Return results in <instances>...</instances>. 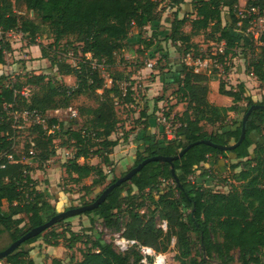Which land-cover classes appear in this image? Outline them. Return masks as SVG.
<instances>
[{
    "label": "trees",
    "instance_id": "1",
    "mask_svg": "<svg viewBox=\"0 0 264 264\" xmlns=\"http://www.w3.org/2000/svg\"><path fill=\"white\" fill-rule=\"evenodd\" d=\"M238 2L191 0V12L183 17L176 13L172 19L166 18L161 23L158 14L161 0H0V64L6 62L5 54L12 50L6 36L9 31H21L34 41L44 30L43 23L54 37L52 45L58 46L65 37L74 36L81 44L83 55L75 65L60 57H53L50 62L51 68H55L60 75H74L76 87L52 80L47 73L31 74L27 81L39 90L29 96L22 92L23 85L18 82L6 83L7 76L0 69V251L56 212V206L47 193L37 189L36 181L25 173L31 168L16 150L18 121L23 123V120H15L14 112L27 110L46 114L71 105L70 100L75 94L103 90L101 101L91 108L90 118L86 117L88 108L80 106L77 108L78 115L67 127L58 117L52 116L45 118L44 124L31 123L28 128L33 135L36 152L32 161H46L54 156L55 141L61 134H66L74 142L76 153L63 166L67 176L75 182L96 173L97 178L92 184L82 186L85 193L90 194L93 186L103 185L106 174L102 167L89 163V159L92 155H99L108 161L107 154L103 156L104 151L107 153L108 149L119 144L118 139L111 138L119 124L116 99L129 103L134 101L132 84L126 87V92L122 86L120 88L115 84L107 87L106 79L93 61L114 63L129 34L141 32L152 23L165 26L167 39L185 44V54L191 52L196 56L198 52L191 42L192 37L209 30V39L226 42L221 58L225 63V72H228V60L224 59L228 54H235L239 49L245 53L252 51L249 72L264 83V34L263 43L256 50L254 41L243 34L247 22L242 28L236 26L235 6ZM247 4L264 9V0H247ZM225 7L229 9L228 24H224L222 19ZM23 9L37 13L42 24L23 18L18 12ZM41 53L42 57H49L44 47ZM150 55L154 57V52ZM163 57L167 58V55ZM160 71L162 74L167 72L170 79L164 83L163 89L176 85L177 97L185 103L182 114L175 116L182 125L178 128L176 139L157 138L150 133V126L162 107L149 113L148 108L142 105L136 121L140 126L138 129H144V136L137 147L133 166L155 155L175 156L187 144L201 139L220 145L235 144L240 139L246 112L254 104L264 105V95L261 100L256 99L242 82L229 89L224 82H220L219 92L231 97L232 105L219 106L210 102V81L220 75L216 68L209 72H196L182 63L177 70ZM160 100H163L162 96L156 98V101ZM242 101L247 102L245 108L240 105ZM233 111L237 116L230 118ZM171 113L167 111V114ZM203 122L213 127L210 132L203 129ZM54 125H59V129L53 131ZM93 147L96 149L93 150ZM231 154L234 155V162L228 159ZM220 159L226 160L225 169L232 173L233 181L238 185L233 183L228 192H221L200 185L198 179L192 182L191 177L200 169H203L202 177L214 180L215 170L208 164H217ZM173 163L174 173L172 162H148L130 180L115 187L101 204L85 214L100 217L106 226L122 230L124 237L136 239L157 252L166 251L175 237L174 261L167 260L166 264H212L209 261L212 257L220 259L221 264H232L236 249L241 264H264L261 256L264 249V109L252 110L246 122L245 138L234 149L222 150L199 143ZM170 181L173 185L168 190L161 186ZM4 201L8 203L7 210L2 208ZM25 217L29 224L27 228L22 226ZM124 217L126 220L123 222ZM157 217L167 222L166 230L158 226ZM42 233L26 240L0 261L4 260L5 264H37L30 257L32 248L24 250L23 247L37 241ZM45 235L43 241L53 246L59 245V238L64 236L54 230ZM193 235H198L201 242L203 252L200 260L192 253ZM65 240L68 241L67 248L71 249L81 240V235L71 230ZM141 259L142 254L136 247L121 253L112 243L97 236L91 248L83 253V258L70 264H145ZM53 264H62V261L55 258ZM147 264H153L152 258Z\"/></svg>",
    "mask_w": 264,
    "mask_h": 264
},
{
    "label": "rangeland",
    "instance_id": "2",
    "mask_svg": "<svg viewBox=\"0 0 264 264\" xmlns=\"http://www.w3.org/2000/svg\"><path fill=\"white\" fill-rule=\"evenodd\" d=\"M187 1L190 2L191 0ZM244 2H247V0H239L237 5L243 6V4H245ZM164 4H166V7L169 4V1L164 2ZM163 6L164 5H162V7H160L158 10L160 18L164 12L165 7ZM18 12L23 18L34 19L39 24H42L41 17L34 11L23 9L22 11ZM175 13V11L169 10L163 16H167V18L172 19ZM186 14H188V12H186ZM222 19L226 24L230 23L229 9L226 7L222 10ZM42 26L44 28L43 32L37 35L34 41L31 36L18 30H14L18 31L17 34L12 36L8 35L7 38L12 46V50L6 52V62L0 66L1 72L7 76L6 83L14 84L15 82H18L19 84L23 85L21 90L26 96L38 92L39 90L37 86L28 83L27 78L31 74L47 73V76H49L52 80H56L59 83L72 87L77 86V80L74 75H60L55 70V68H51L50 62L53 57H60L61 59L75 65L83 56L81 44L76 41L74 36H68L61 40L58 46L52 45L54 42L52 33L47 27L44 26V23ZM148 26V28L146 26V28H144L141 32H135V39H130V37L132 38V34L134 32L129 34V38L123 41V48L117 52L116 61H114V63L110 64L103 61H93V65H95L100 70L101 75L106 79L107 87H111L113 84H115L121 88L122 83H127V86L132 84L134 101L129 103L123 101V99H116V109L119 124L111 138L118 139L119 144L108 149L107 153L104 151L103 156L107 154L106 156H108V161H105L104 157L99 155H92L89 159L88 162L91 164L94 159L95 163L93 164L102 167L104 173L106 174V180L104 181L103 185L93 186L90 194H86L82 186L84 184H92L97 178L96 173H92L89 177L82 179L80 182H75L71 177L67 176L63 166V158L60 157L55 159V156H58L56 148L55 155L50 157L48 160L32 161V159L36 157V152L34 150L32 141L33 135H31L28 130L32 123V118L30 116L26 117V115L22 118V114H24L23 112H14L15 120H23V123H19L18 121L19 126L16 136L18 144L16 146V150L23 156V161L29 166V168H31L29 174L31 175V172L33 173L32 176H34V180L36 181V188L39 189L38 187H42L49 191L48 198L52 204L56 206L55 214L66 211L70 208L84 205L87 202L91 203L93 199L113 181L114 178L121 177L123 172L129 171L134 165L136 150L138 149V141L135 142L133 138L138 133V130H140L138 129L140 126L136 120L139 118V110L142 107V104L147 100V83L153 81L155 76L151 71L156 70L159 72L160 69L168 70L174 66H180L182 63H184V59L187 54H185V44L179 41L173 42L167 39L168 31L165 30V26L161 25V27H159L157 30H155L154 27L150 25ZM154 32H156V35H154ZM209 32V30L202 31L200 34L194 35L192 37L191 42L194 46H196L195 49L197 50L198 55L203 51L210 53L213 48H218L220 45L219 42L209 39ZM42 47H44L46 52L49 54V57H45L48 59V61L36 63V67H32L34 61L38 59L37 49L39 48L40 54H42ZM69 50L72 52L71 56L67 55ZM240 51L241 49H239L235 54L231 52V54H228L226 57L227 59H224L225 61L228 60L226 63L228 68L227 74H237L235 69L237 67H242L243 65L247 73H249V63L253 57L252 51H247V53L243 51L240 53ZM152 52H154V57H151L150 55ZM164 54L167 55V58L163 57ZM135 61L137 62L135 63ZM149 61L154 62V66L152 68L147 66ZM224 64L223 68L225 66ZM140 67H146L148 70L145 74L141 72L137 75V77L133 78V72ZM145 80H148V82L146 83ZM241 80V77H238L237 75H233L232 77L227 75L221 79L228 89L231 87H237V85L241 83ZM246 86L248 87L251 96L257 95L258 97H261L264 94V83L261 81H258L257 83H249ZM176 88V85L167 86L165 89L159 90L157 97L153 98L154 104L156 98L162 96L164 102L162 108H164L166 111L169 110L170 112L175 113L176 115L172 114L174 117L181 115L185 109V103L180 101L177 97ZM102 92V89H98L96 91L87 90L81 94H75L70 100L71 105L59 108L56 113H51L48 111L43 115V117L48 118L56 116L62 122H64L65 127H67L72 120V117L67 109L69 107L79 108L80 106H85L88 108L86 117L90 118L92 116L91 108L99 104L102 99ZM241 104L246 106L247 102L242 101ZM236 116V112H230V118H234ZM202 126L203 129L208 132H210L213 128L207 122H203ZM155 130L158 131V129ZM138 135L139 137L137 136V138H141L142 135ZM73 143L74 142L72 140L68 139L66 134H61L56 138L55 147L63 144L70 150V152L64 154L65 158L67 155L72 158L76 153V147ZM94 149H96V147H93V150ZM53 158L57 160V162L55 161L54 163H58L61 173L56 178L55 184L51 185L49 180L47 183H45V175L42 172L46 171L45 169L47 165L53 161ZM228 159L234 162V155L231 154ZM37 169H40L42 172L38 173ZM202 170L203 169L198 170L197 173L192 176V180L196 181L198 179V183L200 185L211 187L215 191L228 192L231 189V185L233 183L236 185L239 184L233 181L232 173L228 169H225L221 173H218V170L216 169V177L214 180L208 178L205 179L202 177V175H200L203 172ZM171 184L173 185L171 181L164 182L161 186L168 190ZM39 190L42 189L40 188ZM125 220L126 219L124 217L123 222ZM164 222L166 221L157 217L158 226H161L166 230L167 226L164 225ZM22 226L25 228L29 226L27 217H25ZM87 228L91 229L87 230ZM51 230L61 233L65 236V238H69L70 231L73 230L81 235V240L77 242L73 248L68 249V241H66L64 236H62V238H59V245L56 246L52 255L42 257L41 253L43 252L38 255L40 260L39 264H53V259L55 258L61 260L62 264H70L79 261L83 258V253L91 248L97 236L102 237V239L106 242L112 243L113 246L116 235L122 236V230H115L111 227H108L100 217H97L93 214L87 215L85 213L73 214L60 219L51 227L47 228L38 240H44V237L46 236L45 234ZM193 239L194 243L192 245V253L195 258L200 260V255L203 252L201 242L198 235H193ZM31 246L32 244H26L24 245L23 249L28 250ZM114 248L116 249L115 246ZM175 250L176 238L174 237L168 246V249L160 253L165 256L166 260L173 262L174 253L176 252ZM233 256L234 261L232 264H241L238 260L237 249L233 251ZM261 256L264 261V249ZM209 261L212 264H221V260L216 257H212ZM0 264H5V261H0Z\"/></svg>",
    "mask_w": 264,
    "mask_h": 264
},
{
    "label": "crops",
    "instance_id": "3",
    "mask_svg": "<svg viewBox=\"0 0 264 264\" xmlns=\"http://www.w3.org/2000/svg\"><path fill=\"white\" fill-rule=\"evenodd\" d=\"M169 1V4L165 7L166 4H164V2H167ZM245 3V2H244ZM162 5H164L163 7L164 8V12H163V15L168 12L169 10L171 11H175L176 13H178V16L179 17H183L185 16L186 12H191L192 11V4H191V1H187V0H182L180 2H176V0H161V3L159 5V8L158 10L160 9V7H162ZM186 7V8H185ZM175 13V14H176ZM161 16V23H163L167 16ZM230 17V16H229ZM224 24H226L224 22ZM150 26L154 27L155 30H157L159 27H161L160 25H156V24H150ZM149 26H147L148 28ZM18 31H14V30H11L9 31L6 36L10 35H15L17 34ZM245 37V36H244ZM136 38V33L133 34L132 38L130 37V39H135ZM245 38H248V37H245ZM262 41V40H261ZM263 41L261 43H255V46H256V50H259L260 46L262 45ZM12 47V46H11ZM241 53V51H240ZM35 55V54H34ZM37 57L38 59L34 61V63L32 64L33 66L32 67H36V63H41V62H45V61H48V59H46L45 57H42V54H40V50L39 48L37 49ZM41 55V56H40ZM132 55V54H131ZM36 56V55H35ZM131 57H134V56H131ZM41 58V59H40ZM137 61H135L136 63ZM5 64V63H4ZM29 64V62H28ZM51 64V63H50ZM0 66H2V64H0ZM243 67V68H242ZM242 67H237L235 69V71L237 72V74L235 73H228L227 74V71L225 72V70L219 75L218 79H215V80H212L210 81V91H209V100L210 102H214L213 104L215 105H219V106H230L233 104V99L229 96H226V95H223L219 92V87H220V81L222 79V77H226L227 75H229L230 77H232L233 75H237L238 77H241V82L245 84V86L249 83H257L259 80L258 78L252 73V72H249L247 73V71L245 70V67L244 65ZM178 66H174L173 68H171V70H177ZM225 69V68H224ZM148 69L146 67H140L139 69L137 68L134 72H133V78L134 77H137L138 74H140L141 72L143 74L146 73ZM165 71H168L167 69H164ZM170 70V69H169ZM152 73H154V79L153 81L148 82V80H145V82L147 83V86H148V89H147V96H146V101L142 104L143 106H146L148 108V112L151 113L153 112L154 110H157V108L160 106L162 107L163 105V100H160V101H155L154 104H153V98L154 97H157V94L159 93V90H162L164 88V83H166L168 80V75H167V72H165L164 74L161 73V71L159 70V72H157L156 70H152L151 71ZM203 72H209V71H203ZM234 72V71H232ZM226 74V76H225ZM222 76V77H221ZM254 77V78H253ZM171 85H174V84H171ZM170 86V85H168ZM249 86V85H248ZM167 87V86H166ZM247 87V86H246ZM227 88V87H226ZM236 88V87H235ZM248 88V87H247ZM249 90V89H248ZM250 93V91H249ZM264 93V92H263ZM264 95V94H263ZM262 95V96H263ZM262 96L261 97H258L257 95L256 96H253L255 97L256 99L258 100H261L262 99ZM240 105L245 108L246 106H243L241 103ZM152 106V107H151ZM59 109H56V110H51L49 112L51 113H56ZM172 114L175 115V113L172 112ZM53 115V114H52ZM152 124L150 126V133H152V135H157L156 137L158 138H161L163 135H162V129L160 127L159 124H157L156 120H153L152 121ZM155 129H158V131H156ZM142 135L141 138H137V136L139 137V135ZM144 136V129H141V130H138V133L134 136L133 140L138 141V145L139 146L142 142V138ZM254 148V146H252ZM252 148V149H253ZM56 152H57V155L58 156H55V159H58L60 157L63 158V161L64 163L67 162V160L69 158H71L70 156H64L65 153H68L70 152V150L64 146L63 144L59 145V146H56ZM53 158V161L47 165L46 167V171L45 172H42L40 169H37L38 170V173L39 172H42L44 175H45V183L48 182V180L50 181L51 185L55 184V180L56 178L58 177V175H60L61 173V169L60 167H58V163H54L55 161L57 162V160H55ZM67 159V160H65ZM80 161L83 162V160L81 159ZM225 162L226 160L224 159H220L219 162L217 164H213L210 162V164H208V166H212L214 170H218V171H221L223 172L225 170ZM95 163L94 162V159L92 161V164ZM216 170V171H217ZM32 172H31V177L34 179V176H32ZM47 186V185H46ZM39 189L41 188L43 191H45L47 193V195H49V191L46 190L45 188H42V187H38ZM55 188V187H54ZM52 203V202H51ZM2 208L4 210H7L8 209V203L6 201H4L3 203V206ZM32 246L30 248H32V250L30 251V257L33 258V260L39 264V257L38 255L41 253V256L44 257V256H47V255H52L53 252L55 251V248L56 246H53V245H50V244H47L45 243L43 240H38V241H35L33 243H31ZM43 249V250H41Z\"/></svg>",
    "mask_w": 264,
    "mask_h": 264
},
{
    "label": "built area",
    "instance_id": "4",
    "mask_svg": "<svg viewBox=\"0 0 264 264\" xmlns=\"http://www.w3.org/2000/svg\"><path fill=\"white\" fill-rule=\"evenodd\" d=\"M235 12L236 16L238 17V22L236 23L237 27L242 28L243 23L247 22V27L243 30L244 36L248 37L250 40H253L254 43H261L262 36L264 34V9H260L256 6H250L247 4V2H245L243 6H235ZM0 34H2L1 28ZM219 44V47L213 48L210 53L203 51L196 56L192 53H187L184 63L193 68L196 72L210 71L211 69L216 68L219 74H221L224 71L221 58L225 53L226 42L222 40L219 42ZM67 55L71 56L72 52L69 50ZM147 66L152 68L154 66V62L149 61ZM126 87L127 83H122L124 92H126ZM67 110L72 118L76 117L79 113L78 109L74 107H69ZM23 113L24 114H22V118L25 117V115L26 117L30 116L32 118V123H45V118L43 117L44 114L40 112L26 110ZM156 122L160 125L162 129V135L166 139L172 140L178 137V128L182 125V123L178 121L172 115V113L167 114V111L164 110V108H161L156 117ZM54 129H59V125H54L52 130L54 131ZM9 157L12 158L11 156ZM25 173L27 174L29 172L25 171ZM192 182H195V180H192ZM164 225L167 226V222H164ZM114 246L116 247V250L121 253L127 252L132 247H136L142 254L141 261L145 264L149 263L150 258H152L153 264L167 263V260L162 253L157 252L148 245L139 243L136 239H129L123 235H116Z\"/></svg>",
    "mask_w": 264,
    "mask_h": 264
},
{
    "label": "water",
    "instance_id": "5",
    "mask_svg": "<svg viewBox=\"0 0 264 264\" xmlns=\"http://www.w3.org/2000/svg\"><path fill=\"white\" fill-rule=\"evenodd\" d=\"M255 108L264 109V105L254 104L246 112V114H245V116L243 117V120H242V132H241L240 139L235 144H232V145H229V146L220 145V144L214 143L213 141H211L209 139H201V140H198V141H195V142L187 144L175 156L155 155V156L147 157L143 161H141L139 164H137L136 166H133L129 171H127L124 175L119 177L117 180H115L114 182L109 184L93 202H91L89 204H84V205H81V206H77V207H74V208H70V209H68L66 211L58 212L55 215H53L50 219L46 220L43 224H41V225H39L37 227H34L31 230H29L27 233H25L19 239H17L14 242H12L6 249L0 251V259H4L9 254L14 252L23 242H25L26 240L30 239L31 237H35L38 234L42 233L43 231H45L47 228L51 227L53 224H55L60 219L66 217V216H69V215H73V214L85 213L86 211H89V210H92V209L96 208L99 204H101L107 198L108 194L115 187L119 186L123 182H126V181L130 180L135 174H137L144 167L145 164H147L150 161L160 160V161L172 162V171L174 173V163H173V161L176 160V159H179L180 157H182L189 148L193 147L196 144L206 143V144L218 147V148H220L222 150L234 149L245 138V135H246V122H247V119L250 116L252 110L255 109ZM176 180L179 181V179L177 177H176Z\"/></svg>",
    "mask_w": 264,
    "mask_h": 264
}]
</instances>
